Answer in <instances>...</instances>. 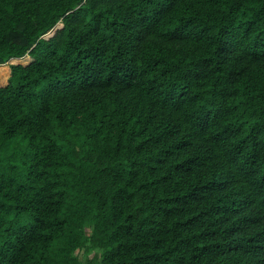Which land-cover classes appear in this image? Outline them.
Returning a JSON list of instances; mask_svg holds the SVG:
<instances>
[{
  "label": "trees",
  "instance_id": "1",
  "mask_svg": "<svg viewBox=\"0 0 264 264\" xmlns=\"http://www.w3.org/2000/svg\"><path fill=\"white\" fill-rule=\"evenodd\" d=\"M0 264H264V0H0Z\"/></svg>",
  "mask_w": 264,
  "mask_h": 264
}]
</instances>
